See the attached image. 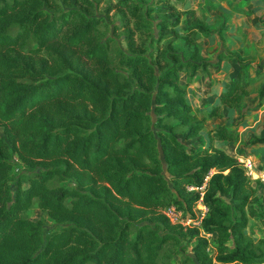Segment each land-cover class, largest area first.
Here are the masks:
<instances>
[{"label":"trees","instance_id":"16d2710c","mask_svg":"<svg viewBox=\"0 0 264 264\" xmlns=\"http://www.w3.org/2000/svg\"><path fill=\"white\" fill-rule=\"evenodd\" d=\"M158 2L155 28L141 0L105 9L120 12L124 29L125 49L110 55L92 0H0V264H173L181 238L192 241L181 264H264V238L244 233L249 218L263 220L260 197L242 164L212 144L238 139L251 79L236 62L218 104L194 112L180 74L206 65L194 59L206 26L179 35L185 0ZM255 91L258 106L264 84ZM221 105L239 118L216 124L205 146L200 130ZM16 163L25 172L12 178ZM202 184L200 230L215 237L213 257L197 228L159 211L191 213L199 191L188 187ZM33 201L56 228L24 214Z\"/></svg>","mask_w":264,"mask_h":264},{"label":"rangeland","instance_id":"374dc122","mask_svg":"<svg viewBox=\"0 0 264 264\" xmlns=\"http://www.w3.org/2000/svg\"><path fill=\"white\" fill-rule=\"evenodd\" d=\"M95 4V12L98 16L103 18L96 26L97 35L101 39L110 37L113 42H110V55H113L115 48L119 46L125 49V43L122 39L124 29L122 28V16L119 11L110 9L108 15L105 14V9L113 5L117 0H92ZM147 9H150L149 18L152 22V27L155 28L157 20L162 16V13L157 9L162 6L158 0H141ZM230 2V4H229ZM183 7V8H182ZM178 8L180 12L179 24L175 27V31L179 35L186 29V27L194 22L203 23L206 26V33L196 34V50L197 56L194 57L198 62H210L212 65L215 62H224L226 60L225 72L231 74L230 64L237 68L236 62H241L244 65L252 66L249 69V75L253 76L250 82L251 93L245 98V111L253 107V94L261 84L257 81V72H264V0H186L184 5ZM255 28V29H254ZM252 33H257L259 37L252 36ZM180 38V37H179ZM177 41L180 42L179 39ZM243 45V51L240 46ZM154 48V45H151ZM229 66V68H228ZM198 69V73L190 78V83L186 88L185 100L191 106L194 112H201L204 107L210 106L214 98L218 94L222 85H219V79L215 72ZM224 75V74H223ZM189 78L187 75L180 74L181 82ZM244 111V112H245ZM223 116L218 119L219 123H224L231 120H237L235 112L226 108L223 110ZM245 115V114H243ZM242 115V116H243ZM245 119V117L243 118ZM215 120V119H214ZM217 121V120H216ZM0 136H3L2 128L0 127ZM261 138V137H260ZM206 142V140H204ZM196 140L190 139L186 143L195 147ZM221 145V144H219ZM241 143L232 142L226 148L232 154L242 151L249 154L246 149L240 147ZM221 147H224L222 145ZM250 163L248 168H244L246 174L250 178V185L254 189L257 196L260 197L259 203H254L253 206L257 211L263 212V220L256 218H249L244 233L252 241L259 238H264V162L258 160V157L251 153V157L245 163ZM241 164V163H240ZM243 166V165H241ZM25 171L17 163L12 167L10 175L15 177L18 174H23ZM213 172L212 170L210 171ZM72 181H63L61 184H71ZM11 192H13V185L10 184ZM195 189V188H194ZM199 206L195 204L192 206V216L190 219H195V214L200 215ZM195 212V213H194ZM30 219L42 218L44 221L43 230L45 232L51 231L57 225L47 217V215L39 210L35 202L24 212ZM194 215V216H193ZM195 228L191 224L186 228ZM199 234L207 240V252L213 257L215 237L213 234H204L200 227L197 228ZM187 231V230H186ZM192 241H187L186 238L180 239V245L184 249L175 253L170 262L173 264H181L182 254L192 255L190 250ZM171 247L168 246V249ZM172 249H170L171 251ZM212 263L214 260L212 259Z\"/></svg>","mask_w":264,"mask_h":264},{"label":"crops","instance_id":"0c3cea01","mask_svg":"<svg viewBox=\"0 0 264 264\" xmlns=\"http://www.w3.org/2000/svg\"><path fill=\"white\" fill-rule=\"evenodd\" d=\"M185 2H186V0H185ZM229 4H230V2H229ZM252 36L259 37V35L257 33H252ZM240 48H242V51H243V49H244L243 45H241ZM207 63L208 64L205 65L204 68L201 67L199 69L201 71H207L206 68L208 67V69L210 71L213 70L215 72L214 75L218 76V77H215L214 79H219V85L220 86L222 85V87L219 89L218 94L216 95V97L214 98V100L210 104V106L204 107L202 111H207L210 109V107L218 104V98H219L220 94L226 89V87L228 86L230 80L233 78V76L236 72V69H237V68H234L233 64H230V69H232L233 72L231 74H226V72H225L226 60L224 62H221V61L218 62L217 61V62L213 63L212 65H210V62H207ZM228 68H229V66H228ZM249 69L252 70V66H248L245 64L246 76L252 80L253 76L249 75ZM197 73H198V69L196 71V74ZM182 74L186 76V74H184V73H182ZM255 77H258L257 81L260 80V82H261V84H259V86L264 84V72L259 70V72H257V75ZM185 81H187V83H190L189 82L190 78L185 79ZM187 86H188V84H187ZM250 93H251V89H250V85H249L248 94L243 97V104L245 103V98L248 97ZM252 100H253V107L252 108L247 109L245 111V109H244L245 106L243 107L242 115L243 114H245V115L242 116L241 121L237 124L238 139L236 141H224V140L214 139L212 141V144L214 147L221 149L228 154L233 155L236 159H239L241 161H248L249 158L251 157V153H253L255 156L258 157V160L264 162V97L261 99L260 105L256 106L255 105L256 91L254 90ZM226 108H229V107L221 105L220 106V112H221L220 117L214 116V117H211V118L206 119L204 121L203 128L200 130V135H201V140L203 141L205 146L208 145L207 133L209 131H211L216 124L232 125V124L236 123V121L238 120V118H237V120L235 119V120L227 121L224 123H219L218 119L223 116L222 115L223 110L225 111ZM230 109H232V108H230ZM232 110L235 112L234 109H232ZM235 114H236V117H239L238 113L235 112ZM244 117H245V119H243ZM260 137L262 139H259ZM204 140H206V142ZM232 142H237L238 144L240 142L241 143L240 147H243L244 149H246V151H248L249 154L243 153L242 151L235 153V154L234 153L232 154L231 152L227 151L226 148ZM219 144H221V145H219ZM222 145H224L225 148L221 147ZM195 148H197V146H195ZM260 174H263V176H264V173H259V175Z\"/></svg>","mask_w":264,"mask_h":264},{"label":"built area","instance_id":"2783aa9c","mask_svg":"<svg viewBox=\"0 0 264 264\" xmlns=\"http://www.w3.org/2000/svg\"><path fill=\"white\" fill-rule=\"evenodd\" d=\"M238 162H240L244 168H248L249 167V163H245V161H241L239 159H237ZM203 184L202 186L195 188V190L199 191V197L198 200L196 202V205L199 206L198 209L200 210V215H196L195 214V219H190V217L192 216V211L191 213H188L182 209L177 208L174 204H169L166 205L164 207H162L159 211L160 213L166 218V220L169 222V224L171 225H178L182 228H186L187 226H189V224H191L192 226H194L195 228H199L200 227V222L201 219L204 217L205 213H206V206L203 204L202 202V189H203ZM189 190L194 189V187H188ZM195 213V212H194ZM194 216V215H193ZM193 228V227H191Z\"/></svg>","mask_w":264,"mask_h":264}]
</instances>
